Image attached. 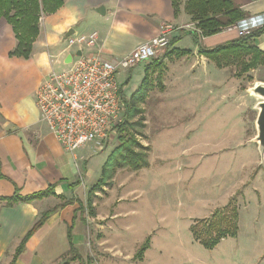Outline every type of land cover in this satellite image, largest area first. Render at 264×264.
<instances>
[{"label": "rangeland", "instance_id": "obj_1", "mask_svg": "<svg viewBox=\"0 0 264 264\" xmlns=\"http://www.w3.org/2000/svg\"><path fill=\"white\" fill-rule=\"evenodd\" d=\"M75 50V45L69 49ZM143 64L130 78L127 97L143 79ZM202 77L192 90L187 78L177 85L170 77L168 93L157 86L149 92L141 105L143 126L128 125L126 130L148 147V166L117 169L90 196L94 216L86 207L92 184L85 188L86 245L80 264H264V158L252 141L257 110L248 92L255 81H264V67L239 75V65L233 63ZM125 78L120 73L118 83ZM117 134L100 151L85 150L91 179L101 176L102 165L118 145ZM231 200L238 213L236 234L206 248L191 226L202 229L203 221ZM147 237L144 259L134 261L131 255ZM58 238L61 248L55 246L53 254L65 246L64 235Z\"/></svg>", "mask_w": 264, "mask_h": 264}, {"label": "crops", "instance_id": "obj_2", "mask_svg": "<svg viewBox=\"0 0 264 264\" xmlns=\"http://www.w3.org/2000/svg\"><path fill=\"white\" fill-rule=\"evenodd\" d=\"M187 1L177 0L175 8L172 0H63L55 12L40 18L39 33L26 58L9 54L16 45V38L11 25L0 18V264H9L22 237L42 212L65 202L27 239L14 264H61L53 262L65 256L69 249V227L74 248L80 256L85 252L87 219L82 213V195L85 188L92 184L88 194L100 177L91 179L84 152L88 150L94 153L98 148L94 144H86L76 149L73 155L66 152L41 120L35 103L36 90L47 74L52 69L63 68L58 66L64 64L67 54L74 53L69 51L74 45L69 47L66 39L63 40L65 32L72 29L70 36L93 35L90 45H75L76 50L115 62L139 43L155 36L160 23L184 26L172 34L166 52L159 58L165 66L161 84L162 91L168 93L170 77L177 85L187 78L192 90L201 81L202 75L208 76L212 70L221 73L227 67L216 66L199 50L215 48L241 35L236 28H224L218 33L201 36L196 22L186 9ZM230 1L244 13V18L264 15V0ZM183 42L186 43L184 48L180 46ZM253 42L264 52V32ZM173 49L187 52L178 56L170 53ZM75 58L72 56V59ZM68 64H64L65 67ZM142 64L117 74L126 73V78L120 83L123 93L134 70L140 69ZM224 99L228 101L227 95H224ZM51 185L54 186L55 195L29 203L7 204L5 200L15 193L29 195ZM61 234L64 235L65 246L53 254L55 246L61 248L57 241ZM144 257L143 254L140 261ZM79 262L73 260L68 264Z\"/></svg>", "mask_w": 264, "mask_h": 264}, {"label": "trees", "instance_id": "obj_3", "mask_svg": "<svg viewBox=\"0 0 264 264\" xmlns=\"http://www.w3.org/2000/svg\"><path fill=\"white\" fill-rule=\"evenodd\" d=\"M63 0H0V18H4L12 27L16 38V45L9 53L11 56L28 57L32 43L39 33V21L43 15L55 12L61 5ZM173 6L176 8L177 0H172ZM186 9L192 16V20L196 22V26L201 36H209L223 30L225 27L235 24L244 18V13L239 10L230 0H188ZM264 32V26L251 30L247 35L238 39L219 45L212 49H200L199 52L206 58L212 60L218 67H226L231 64L239 65V75L256 69L258 66L264 65V52L259 50L253 40ZM187 51L171 50L180 56ZM165 71V66L159 59H154L144 66V76L137 89L130 94L125 100V113L122 122L117 127L118 145L108 155L107 160L101 167V176L97 182L91 187L87 194L86 207L90 208L91 215H94L92 208L91 195L94 194L101 186L108 184L112 179L115 171L120 168L127 167L131 171H137L148 166L147 152L148 147L139 144L135 137L128 131V125L143 126L144 116L141 105L145 102L149 92L157 86L161 91L163 85L161 78ZM154 80L157 82H154ZM135 116H139L138 120L132 121ZM127 130V131H126ZM137 148L136 149H134ZM54 186L51 185L44 190L29 194L18 195L5 198L7 204L17 202H31L48 195H55ZM66 204L62 203L41 213L38 220L22 237L19 245L15 249L9 264H14L18 255L24 249L25 242L33 235L35 230L39 228L48 216ZM237 207L234 200L222 208L213 212L209 219L203 222V228L195 231L197 225L193 224L191 231L196 240H198L206 248L214 247L219 240L227 235H235L237 232ZM71 228L67 229V238L69 249L67 256L61 264H68L73 260H81L82 257L74 248L71 242ZM149 247V237L141 243L133 255V260L140 261L145 250ZM88 261V260H87Z\"/></svg>", "mask_w": 264, "mask_h": 264}, {"label": "built area", "instance_id": "obj_4", "mask_svg": "<svg viewBox=\"0 0 264 264\" xmlns=\"http://www.w3.org/2000/svg\"><path fill=\"white\" fill-rule=\"evenodd\" d=\"M238 24L225 29H235ZM182 28L185 27L162 22L155 36L115 62L81 51L65 68L52 69L47 74L36 90L35 103L41 120L66 152L73 155L86 144H94L98 149L106 145L123 120L128 98L117 81V74L139 63L159 59L166 52L172 34ZM92 38L93 35L69 36L65 43L80 47L90 45Z\"/></svg>", "mask_w": 264, "mask_h": 264}, {"label": "water", "instance_id": "obj_5", "mask_svg": "<svg viewBox=\"0 0 264 264\" xmlns=\"http://www.w3.org/2000/svg\"><path fill=\"white\" fill-rule=\"evenodd\" d=\"M100 9L103 7H99ZM73 30L65 32L63 40L67 39ZM81 51L76 50L72 54H67L64 60V64L71 62L72 56H80ZM250 95L256 100L254 108L257 110L256 118L254 120L256 133L252 138V141L256 143L257 150L261 156V159L264 158V81L257 80L253 83L251 87L248 88Z\"/></svg>", "mask_w": 264, "mask_h": 264}, {"label": "clouds", "instance_id": "obj_6", "mask_svg": "<svg viewBox=\"0 0 264 264\" xmlns=\"http://www.w3.org/2000/svg\"><path fill=\"white\" fill-rule=\"evenodd\" d=\"M264 26V15H255L240 20L236 26L241 36L247 35L251 30Z\"/></svg>", "mask_w": 264, "mask_h": 264}]
</instances>
